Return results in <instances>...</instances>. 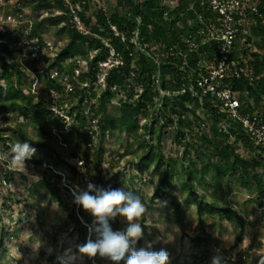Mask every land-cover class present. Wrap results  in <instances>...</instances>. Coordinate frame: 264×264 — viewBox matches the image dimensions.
Wrapping results in <instances>:
<instances>
[{"label":"trees","instance_id":"trees-1","mask_svg":"<svg viewBox=\"0 0 264 264\" xmlns=\"http://www.w3.org/2000/svg\"><path fill=\"white\" fill-rule=\"evenodd\" d=\"M73 1L79 4L82 28L70 20L68 0H21L15 9L33 20L32 35L40 38L42 46L47 45V39L54 42L47 36L50 32L58 39L53 53L39 59L29 58V50L13 45L12 35L10 41L0 45V152L7 154L16 142L35 147L37 153L27 160L29 165L42 172L40 184L46 185L53 196L59 194L52 178H60L61 174L52 176L49 172L61 159L55 148L54 128L63 123L64 116L54 110L50 99L35 94L30 80L36 74L47 86L59 88L64 85L62 76L67 72L74 75L80 67L78 78L85 85L75 84V101L69 99L72 107L67 112L72 118L70 131L84 136L82 163L93 165L98 173L97 178L84 182L86 187L89 181L105 187L100 168L105 154L103 144L119 135L142 147L132 161L142 173L152 168V173L158 175L160 190L171 185L179 174L183 190L195 196L200 215L220 213L245 227L246 220L239 212L219 204L222 195L231 192L230 183L227 190L221 185L226 177L253 191L264 214V154L260 145L240 121L222 111L215 97L205 94L199 98L190 89L199 76L208 72V63L218 59V41L205 42L206 35L198 32L210 21L217 22L218 15L207 1L115 0L113 10L97 0ZM245 12L238 47L231 56L251 66L254 79L233 75L221 86L237 92L244 111L264 119V0L258 1L257 11ZM190 40L198 43L197 49L189 47ZM109 60L108 66L101 65ZM114 101L116 112L109 106ZM170 130L175 142L184 146L183 157L175 160L162 147L163 136ZM92 140L99 145H90ZM74 147L73 158L79 156V145ZM243 147H250L252 153H243ZM209 176L216 187L213 191L208 190ZM12 178L8 167L0 168L3 183ZM200 186L215 197V202L206 201L207 194H200ZM79 213L87 217L83 209ZM69 217L81 224L75 209ZM62 231L61 226L52 235L54 243ZM93 235L96 240L97 234ZM242 260L240 254L238 261Z\"/></svg>","mask_w":264,"mask_h":264},{"label":"rangeland","instance_id":"rangeland-1","mask_svg":"<svg viewBox=\"0 0 264 264\" xmlns=\"http://www.w3.org/2000/svg\"><path fill=\"white\" fill-rule=\"evenodd\" d=\"M97 2L109 10L116 7L115 0ZM3 7L4 1L0 0V8ZM251 24L249 21L248 25ZM47 36L54 38L57 43L58 37L52 32ZM65 75H68L71 84L69 87L65 82L59 88L47 86L36 74H33L34 80H30L35 94L50 99L54 110L64 116L63 123L60 126L56 124L57 127L54 128L55 148L61 154V159L58 161L59 165L49 172L52 176L57 172L61 174L60 178H52L60 192L53 196L46 185L40 184L42 172L30 166L28 161L25 162L24 171L9 170L13 178L7 183L0 179V264H60L59 258L68 250L76 254L75 264H109L111 261L98 254L94 258L80 257L76 247L89 238L87 226L92 223L93 217L74 203L73 191L86 189L84 182L92 177L97 178L98 173L93 165L82 163L84 136L79 131H70L72 118L67 112L72 107L69 99L71 103L75 101L72 97L73 87L77 83H85L78 78L76 72L74 75L68 72ZM109 106L113 112L117 111L116 101ZM77 144L79 156L73 158L72 153ZM89 144L99 145L98 141L93 140ZM103 147L105 154L100 168L104 171V188L132 191L140 197L146 208L138 221L143 228V236L134 245L135 248H148L151 245L149 250L165 249L169 253V264H210L216 250L222 255L223 264H256L264 254L263 211L256 204L255 193L246 190L234 178L228 180L226 177L221 180L224 190L228 189V183L231 184V192L228 196L223 194L219 204L239 212L246 220L243 228L233 218L224 217L220 213L205 212L200 215L195 196L192 197L183 190L179 174L174 177L171 185L160 190L158 175L152 173V168L142 173L133 163V157L142 152V147L135 140L115 135L106 140ZM162 147L172 160L184 155V146L175 142L171 130L164 134ZM242 151L249 154L253 150L243 147ZM4 155L6 154L0 152V157ZM4 166L7 167V163L0 159V168ZM174 166L179 169V164L174 163ZM210 178L211 176L207 186L208 190L213 191L216 187ZM80 180L83 182L80 183ZM205 190L204 186H200V194L206 193ZM156 192L157 197L152 199ZM216 192L221 194L219 190ZM206 194L207 202H215L214 196ZM73 209L81 224L69 217ZM81 209L87 217L79 213ZM109 223L113 231H124L128 226L126 219L121 216ZM61 226L63 231L56 244L52 235ZM93 234L91 239L94 240ZM239 237L240 241H237ZM240 254L243 256L241 262L238 261ZM120 262L125 264L124 260Z\"/></svg>","mask_w":264,"mask_h":264},{"label":"built area","instance_id":"built-area-1","mask_svg":"<svg viewBox=\"0 0 264 264\" xmlns=\"http://www.w3.org/2000/svg\"><path fill=\"white\" fill-rule=\"evenodd\" d=\"M3 1L4 7L0 8V45L10 41L9 35H12V44L18 48L29 50L28 56L31 59H39L44 55L52 54L55 43L47 39V45L42 46L40 38L37 35H32L33 20L26 18L22 12L15 10L21 5V0ZM68 1L70 2L68 15L71 22L82 28V21L77 11L79 4L73 0ZM204 1H207L211 10L218 15V18L217 22L210 21L206 27L200 28L198 32L206 35L205 42L214 39L218 41V59L208 65V72L199 76L196 82L191 84L190 89L193 95L199 98H202L205 94H211L215 97L222 111L241 122L245 132L260 145L264 154V119L255 112L244 111L242 108L243 103L238 98L237 92L221 86L222 81L233 75L254 79V69L248 64H241L237 60H233L231 55L232 51L238 47L240 24L246 14V9L257 11L259 0ZM25 25L27 27H24ZM113 29L116 30V27L114 26ZM189 47L195 50L198 48V43L190 40ZM109 63L107 61L101 65L108 66ZM75 72L78 76L80 69L76 68ZM55 74L57 75L58 72L53 73V75ZM63 81L68 87L71 86L68 75L63 76Z\"/></svg>","mask_w":264,"mask_h":264},{"label":"clouds","instance_id":"clouds-1","mask_svg":"<svg viewBox=\"0 0 264 264\" xmlns=\"http://www.w3.org/2000/svg\"><path fill=\"white\" fill-rule=\"evenodd\" d=\"M37 153V149L27 142H16L2 160L7 161L10 171H24L25 162ZM74 203L81 206L94 218L88 225L89 238L85 243L77 245L80 257L94 258L97 254L107 257L115 264L124 260L125 264H169V253L165 249L159 251L148 248H135L134 245L143 236V228L138 222L146 212L140 197L132 191L106 189L89 182L86 189L73 191ZM117 216L124 217L128 223L126 230L113 231L109 221ZM97 234L96 240L91 234ZM126 258V259H125ZM60 264H75L77 256L71 250L60 257ZM210 264H223V257L218 250L211 257ZM258 264H264L261 256Z\"/></svg>","mask_w":264,"mask_h":264},{"label":"bare ground","instance_id":"bare-ground-1","mask_svg":"<svg viewBox=\"0 0 264 264\" xmlns=\"http://www.w3.org/2000/svg\"><path fill=\"white\" fill-rule=\"evenodd\" d=\"M262 256H264V254ZM256 264H258V262Z\"/></svg>","mask_w":264,"mask_h":264}]
</instances>
